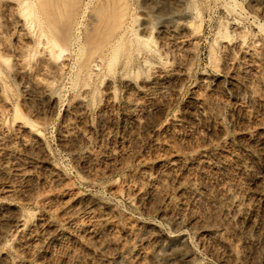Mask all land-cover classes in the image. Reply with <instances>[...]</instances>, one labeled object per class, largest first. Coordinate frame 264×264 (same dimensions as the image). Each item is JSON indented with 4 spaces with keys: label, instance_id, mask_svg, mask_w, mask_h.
I'll use <instances>...</instances> for the list:
<instances>
[{
    "label": "rangeland",
    "instance_id": "rangeland-1",
    "mask_svg": "<svg viewBox=\"0 0 264 264\" xmlns=\"http://www.w3.org/2000/svg\"><path fill=\"white\" fill-rule=\"evenodd\" d=\"M0 255L264 264V0H0Z\"/></svg>",
    "mask_w": 264,
    "mask_h": 264
},
{
    "label": "bare ground",
    "instance_id": "bare-ground-1",
    "mask_svg": "<svg viewBox=\"0 0 264 264\" xmlns=\"http://www.w3.org/2000/svg\"><path fill=\"white\" fill-rule=\"evenodd\" d=\"M118 20H114V22H116L117 24H119V23H122V22H119V19H121V17H116ZM122 21V20H121ZM119 22V23H118ZM114 30L116 31V27L114 28ZM125 30V28L123 29V27H122V32L119 34V35H116L117 36V38H116V41L112 44V45H110V53L112 54V55H116L120 50H122V47H123V45L125 44H123L122 43V39H123V31ZM125 32H126V30H125ZM114 33H116V32H114ZM118 33V32H117ZM115 36V37H116ZM112 40H114V38L112 39ZM109 45V44H108ZM53 46H54V49H57L58 50V52H59V55H60V53H62L63 51H64V49H63V47L61 46V45H59V44H57V43H55V44H53ZM108 50V49H107ZM110 56V55H109ZM103 57V56H102ZM96 60H97V58H96ZM94 62H95V60H94ZM98 61H96V63H97ZM96 63H92L91 62V65L92 66H90L91 67V69H93L92 71H90V73L91 72H96L97 70H95L94 71V69H96L97 67H98V63L96 64ZM102 64V63H101ZM90 65V64H89ZM83 66V65H82ZM89 67L87 68V70L89 71ZM90 69V70H91ZM89 73V74H90ZM127 84V83H126ZM131 84V83H130ZM143 86V85H142ZM150 86V85H149ZM128 87H130L129 85H128ZM131 88V87H130ZM79 105H80V103H79ZM16 116V118L17 119H19V121L21 122V123H23V125L26 127V128H28L31 132H33V133H37L38 132V130H36V127L34 126V124H32L31 122H29L28 120H26V119H24V118H22L18 113L17 114H15ZM21 220H19V218H18V216H15V215H12V216H10L9 218H7V220H6V225H10L11 227H13L14 229H16L17 230V232L21 229V222H20ZM172 255H174V254H172ZM4 260V256H2V255H0V264H2V261ZM168 260L169 259H164L163 261V263L164 264H168V263H170V261L168 262ZM162 263V264H163Z\"/></svg>",
    "mask_w": 264,
    "mask_h": 264
}]
</instances>
